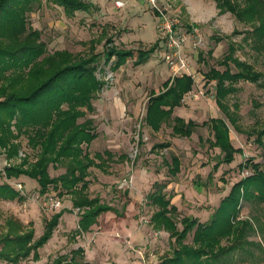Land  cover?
<instances>
[{"label": "rangeland", "instance_id": "rangeland-1", "mask_svg": "<svg viewBox=\"0 0 264 264\" xmlns=\"http://www.w3.org/2000/svg\"><path fill=\"white\" fill-rule=\"evenodd\" d=\"M94 1H103L107 11L97 8L89 14L77 12L74 17H69L62 7L42 0L41 6L28 14V20L32 28L41 32V41L45 42L49 53L67 50L84 59L92 49L95 53H103L108 39H112L119 48L135 51L134 59L116 72L111 70L112 62L107 65L103 56L100 62L102 70L97 72V76L106 85L93 100L95 111L87 112L86 117L79 120L83 123L92 119L91 128L97 134L88 148L83 145L84 151L91 157L106 150L115 155L104 168L92 167L89 170L90 197L98 198L100 204L125 214L124 217L111 212L101 214L91 231L80 233L77 231L79 211L74 208L70 212L65 211L52 238L39 250L38 258L31 255L17 264H56L59 259L63 264H161L166 258L173 257L177 238L171 239L170 232L154 222L158 207L152 204L149 196L159 189L156 184L162 185V192L179 210L171 217L180 233L184 229L183 217H193L200 223L209 222L234 185L252 176V169H239L246 160L253 159L254 163L264 166V137L263 144L257 141L264 128V77L258 83L241 80L233 85L237 92L228 97L227 104L229 113L236 116L242 130L240 133L216 104V82L207 83L204 78L212 68L225 71L221 61L229 53L230 44L235 45L236 58L254 65L264 74V50L259 53L255 48V37L251 35L255 28L253 25L239 21L230 12H220L212 0H160L161 9L169 16L178 17L185 32L189 28L193 30L185 53L190 60L189 72L195 76V85L193 91L185 96L182 109H176L175 117L186 122L194 121L197 126L190 138H182L174 135L172 124H166L162 131L154 133L145 123L151 93L163 91L164 84L171 78L157 33L158 17L156 30L154 28L155 11L145 1L142 2L143 7H139L134 2L119 0L127 2V5L116 9L118 0ZM110 16L115 17L116 22L108 21ZM121 35L125 44L142 43L144 40L145 48L154 46L155 50L144 64L136 67V51L144 46L122 47ZM231 67L236 72L232 63ZM213 118L227 121L232 144L242 150V153L234 155L230 164H219L221 151L211 146L214 141L212 130L203 125L209 124ZM253 130L256 133H252ZM15 143L21 148L11 159L8 158L9 149L0 146L2 173L11 165H19L26 156L30 161L35 160V153L28 147L25 136ZM162 144H168V147L153 149ZM123 154L127 159L117 160ZM173 157L181 162V171L177 175H171L168 170L167 164ZM60 169L65 168L61 165ZM51 172L59 174L53 169ZM21 181L25 189L19 188L20 183L15 187L24 200L15 206L14 212L29 221L39 212L37 225L33 219L38 239L45 231L46 221L62 208L55 212L45 211L44 196L40 197L35 191L38 187L40 192L39 183L25 175ZM51 194H56L62 204L72 199L70 195L62 196L53 187L47 195ZM242 206L238 220H250L254 231L247 228L241 246L223 257L221 264H264V228L260 229L262 223L264 225V205L255 200H245ZM4 208L7 211L12 207ZM196 228L184 244L192 245ZM230 244L227 240L222 242L223 246ZM0 264L12 263L0 260Z\"/></svg>", "mask_w": 264, "mask_h": 264}, {"label": "trees", "instance_id": "trees-1", "mask_svg": "<svg viewBox=\"0 0 264 264\" xmlns=\"http://www.w3.org/2000/svg\"><path fill=\"white\" fill-rule=\"evenodd\" d=\"M47 1L62 7L69 17H74L77 12L89 14L97 9L85 0ZM212 1L216 2L220 12H230L239 21L255 27L251 35L255 37V48L261 53L264 50V0ZM41 3L42 0H0V146L9 149L8 158L11 159L21 148L15 141L25 136L28 147L35 153L34 161L26 156L19 165H11L4 173L7 179L22 175L35 179L40 185L41 196L48 194L51 187L62 196H72L74 209H78L80 215L77 231L85 233L91 231L101 214L111 212L124 217L125 212L102 205L98 198L90 197V181L87 180L89 170L92 167L104 168L108 162H112L115 155L106 150L91 157L84 151L83 145L88 148L97 134L91 128L92 119H86L83 123H79V120L85 118L87 112L95 111L93 100L106 85L97 76V72L102 70L100 62L103 56L106 57L107 65L112 62L111 70L116 72L134 59L135 51L119 48L112 39H108L103 53H95V49H92L91 54L84 59L67 50L49 53L45 42L41 41V32L32 28L28 20V14L40 7ZM154 50L153 46L136 51L138 56L134 66L144 64ZM228 51L221 61L225 71L212 68L204 78L207 83L216 82V104L240 133L242 130L235 114L229 113L228 97L237 92L233 86L235 83L241 80L258 83L264 74L257 71L254 65L236 58L235 45L230 44ZM199 60L203 61L202 58ZM231 63L236 72H233ZM194 85L195 80L184 75L167 81L165 89L159 94L151 93L145 116L146 125L159 131L164 124H172L174 135L190 138L197 124L173 117V113L176 108L183 106L185 96L193 91ZM203 125H208L212 130L214 141L211 146L221 151L219 164H230L235 154L242 153L241 149H236L232 144L226 120L213 118L209 124L207 122ZM252 133H256V130ZM263 137L264 128L257 137L260 144H263ZM167 147L168 144H162L153 149ZM120 159L126 160L127 157L123 154L118 156L117 160ZM61 165L66 170L65 174L52 178L50 167L57 168ZM167 165L171 175H177L181 171V162L176 157ZM247 168L253 170L252 176L245 177L234 185L209 222L200 223L193 217H183L181 223L184 229L180 233L171 217L178 214L179 210L162 192V185L156 184L159 189L149 196L152 204L158 207L153 217L154 222L159 228L167 229L171 239L175 236L177 238L173 257L166 258L161 264H221L223 257L241 246L245 230L249 228L254 231L250 220H238L243 202L255 200L259 205H264V166L249 159L239 169ZM2 175L0 172V178ZM16 199L23 200L20 191L7 183L0 184V200ZM61 216L62 212H59L47 220L45 231L37 240L34 238V229H26L19 220L10 218L6 224L7 232L0 235V260L17 264L31 255L37 259L38 250L52 238ZM196 226L192 245L184 244V240ZM263 228L262 223L260 229ZM223 240L231 244L223 246ZM56 264H63V260L59 259Z\"/></svg>", "mask_w": 264, "mask_h": 264}, {"label": "built area", "instance_id": "built-area-1", "mask_svg": "<svg viewBox=\"0 0 264 264\" xmlns=\"http://www.w3.org/2000/svg\"><path fill=\"white\" fill-rule=\"evenodd\" d=\"M142 1H145L152 10L155 11V14L158 17L157 33L162 42V49L165 53L164 61L170 70L171 80L173 81L184 75L191 76L195 80V76H192L189 72L190 60L185 53V46L188 43L190 34H192L193 30L185 32L178 17L169 16L165 10L163 11L161 9L160 0ZM115 4L117 8L124 7L122 1H116ZM21 187L22 186L19 185L20 189ZM44 202V210L50 212L57 211L62 208L63 205L62 200L56 194L47 195Z\"/></svg>", "mask_w": 264, "mask_h": 264}, {"label": "crops", "instance_id": "crops-1", "mask_svg": "<svg viewBox=\"0 0 264 264\" xmlns=\"http://www.w3.org/2000/svg\"><path fill=\"white\" fill-rule=\"evenodd\" d=\"M119 1V0H118ZM129 2H134V3H136L137 5H139V7H143L142 5H143V1L142 0H138V1H136V0H128ZM89 2L92 4V5H94L96 8H100L101 10H102V8H104V11H107V9H106V5H105V3H103V1H94V0H89ZM138 2V3H137ZM126 5H127V2H124V6L126 7ZM147 7V6H146ZM115 9H116V6H115ZM84 14H87V13H85V12H83ZM152 13V12H151ZM77 14V13H76ZM153 14V13H152ZM153 22H154V28H155V30H156V26H157V16L155 15V14H153ZM114 18L115 17H113V16H110L109 18H108V21H111V22H116V20H114ZM122 26V25H121ZM145 26V25H144ZM122 35H123V33H122ZM122 35H121V38H120V45H139V46H144V48H141L142 50H144V49H147V48H145L147 45L144 43V40L143 41H141L142 43H133V44H125V43H123L122 42ZM150 46V45H149ZM122 68V67H121ZM170 80H171V78H170ZM160 93V92H159ZM159 93H157V94H159ZM176 109H182V107H179V108H176ZM176 109L174 110V113H173V117H175V116H177V114L175 115V112H176ZM146 116V115H145ZM164 126H166V124H164L163 126H162V128L159 130V131H154L151 127H148V128H150L154 133H159L160 131H162V129H163V127ZM51 169H53L55 172H59V174H57V175H55V174H52V172H51ZM63 170H65V169H63ZM62 169H60V167H50V169H49V173H50V176L53 178V177H59V176H62V175H64L65 174V172H66V170L65 171H63ZM1 171H3L2 169H1ZM22 177H23V175L22 176H20L19 178H13V179H7L6 178V176H5V173L3 172V175H2V177L0 178V184H4V183H7V184H9V185H11L13 188H15L16 189V185H17V183H20L21 185H22V187L25 189V186H24V184H22ZM17 190V189H16ZM35 191L37 192V194L41 197V195H40V193H39V189H38V187L35 189ZM24 192V191H23ZM47 196V194L44 196V200H45V197ZM67 196H69V195H67ZM70 197V196H69ZM24 200V199H23ZM19 202H22V200H18V199H16V200H14V201H3V200H0V235H2V232H4V233H6L7 232V230H8V227L6 226V224H7V221L10 219V218H12V217H14V218H16L17 220H19L25 227H26V229H29L30 228V226H33L32 227V229H35V224H34V222H33V219H34V221H35V223H36V225L38 224L37 222H38V220H39V217H40V214H39V212H37V213H35V216H34V218H32V220H26V219H24V218H22L21 216L19 217V215L16 213V212H14V208H15V206H17V205H19ZM64 204L62 205V210H60V212H62V216H61V218H60V220L62 219V217L64 216V214L66 213L65 211H71V210H73L72 208H74V206H73V200L71 199V201L70 200H67V201H65V202H63ZM3 204V205H2ZM12 207L11 208V210H9V209H7V211H5L6 209L4 208V207ZM5 209V210H4ZM59 211V210H58ZM65 212V213H64ZM8 213H10L11 215H9ZM35 231V230H34ZM43 235V234H42ZM41 235V236H42ZM40 236V237H41ZM39 237V238H40ZM34 238H35V240H37L36 239V237H35V233H34ZM38 238V239H39ZM41 249V248H40ZM39 249V250H40ZM39 250H38V254L40 253L39 252ZM33 256V255H32ZM29 259V258H28Z\"/></svg>", "mask_w": 264, "mask_h": 264}]
</instances>
